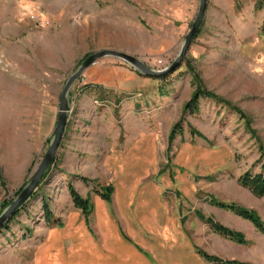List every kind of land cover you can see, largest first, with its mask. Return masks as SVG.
<instances>
[{
  "label": "rangeland",
  "instance_id": "1",
  "mask_svg": "<svg viewBox=\"0 0 264 264\" xmlns=\"http://www.w3.org/2000/svg\"><path fill=\"white\" fill-rule=\"evenodd\" d=\"M198 7L199 0H0V214L41 162L62 89L83 60L109 50L163 70L176 60ZM162 76L145 77L105 57L73 83L52 170L0 229V264H38L36 245L50 230L73 218L90 225L98 199L113 205L117 168L121 177L145 171L143 179L168 180L164 197L191 220L212 218L219 201L254 210L264 224V199L237 182L258 172L264 149V5L208 0L182 63ZM199 86L217 99L202 98L196 113H183ZM138 131L153 145L142 139L127 156ZM69 187L87 200V215L74 207ZM107 188L104 201L98 193ZM44 204L57 224L45 222ZM234 216L253 228L233 230L245 239L237 244L254 243L261 233ZM249 253L246 264H264Z\"/></svg>",
  "mask_w": 264,
  "mask_h": 264
},
{
  "label": "crops",
  "instance_id": "2",
  "mask_svg": "<svg viewBox=\"0 0 264 264\" xmlns=\"http://www.w3.org/2000/svg\"><path fill=\"white\" fill-rule=\"evenodd\" d=\"M132 138L127 156L142 139L148 140L150 149L154 141L141 136V131ZM120 169L113 205L98 199L90 225L73 218L64 229L50 230L45 242L36 245L38 264H215L206 261L199 250L223 261L241 258L250 262L249 251L264 257L263 235L256 234V241L245 246L227 240L166 200L168 180L143 179L145 171L136 178H123ZM210 214L232 230L251 228L229 211L212 208Z\"/></svg>",
  "mask_w": 264,
  "mask_h": 264
},
{
  "label": "water",
  "instance_id": "3",
  "mask_svg": "<svg viewBox=\"0 0 264 264\" xmlns=\"http://www.w3.org/2000/svg\"><path fill=\"white\" fill-rule=\"evenodd\" d=\"M208 0H199V7L197 15L194 22L191 25L189 33L186 35L184 42L181 46L179 54L176 60L167 68L163 70H153L149 68L145 63L140 61L134 56L120 53L117 51H101L93 53L87 56L80 67L74 72L72 76L66 81L59 99V110L57 115V120L55 123L53 136L50 141V144L39 163L37 169L30 177L28 183L22 188L21 192L17 197L9 203V205L1 212L0 214V229L8 224L10 219L15 215L17 210H19L26 202L30 199L33 193L36 192L38 186L40 185L43 176L45 175L48 168L55 162L57 151L61 144V140L64 135V130L68 121L69 105H68V93L73 85V83L82 75V73L89 68L91 65L95 64L96 61L105 57H112L122 61L124 64L129 66L134 72L145 77H159L164 75L167 72L173 71L176 69L183 61L184 56L186 55L189 46L196 36L201 23L204 19V15L207 9Z\"/></svg>",
  "mask_w": 264,
  "mask_h": 264
},
{
  "label": "trees",
  "instance_id": "4",
  "mask_svg": "<svg viewBox=\"0 0 264 264\" xmlns=\"http://www.w3.org/2000/svg\"><path fill=\"white\" fill-rule=\"evenodd\" d=\"M258 2L260 3V5H264V0H258ZM164 77L165 76H159L158 79L162 80V79H164ZM202 98H210L213 100L217 99V97H215V95H213L212 93L206 91L205 89H203L199 86L198 88L195 89L194 93L192 94L190 101L184 106L183 113H187L188 115H192V114L196 113L198 111L199 101ZM177 127H178V124H176L173 127V129L170 133V136H169L170 140H172V138L174 137L175 129ZM53 164L48 168L45 175L43 176V179L46 178L47 175L51 172ZM254 166H256V167L258 166V172L246 171L243 175H241L238 178L237 182L242 188L248 190L256 198L264 199V149L263 148H259V158L257 159ZM21 190H22V188L18 191V193H20ZM69 193H70V197L72 199V203H73L74 207L81 210L84 215H87V213H88V202H87V200L82 199L73 190V188L69 187ZM98 194L104 201H109L110 195H111V188H107V190L105 192H100ZM33 197H35V193H33V195L30 197V199H32ZM9 203L10 202H7L2 207L5 208L7 205H9ZM212 204H214L216 207H218L220 209L229 211V212L233 213L234 215L241 217L244 220H248L249 222H251L256 227V229L261 234L264 235V224L260 220V217L257 215V213L254 210L244 208V207L237 205L235 203H224V202H219V201H213ZM263 204H264V201H263ZM23 207H24V205L19 210H17V212L15 213L13 218L18 215V213L21 211V209H23ZM43 207H44V218H45V222L47 223V225L57 224L58 221L53 219V216H52L51 212H49V209H48L49 207L47 206V204H44ZM199 217H200V219H202L204 222H206L209 225L210 229L214 233L221 235L224 238H226L230 241H233L235 243H238V244L245 243V239L241 233L233 231V230L223 226L222 224L215 222L210 217L205 218L202 215H200ZM198 253L206 261H211V262H214L215 264H246V263L237 262V261H223L219 258L209 256L200 250L198 251Z\"/></svg>",
  "mask_w": 264,
  "mask_h": 264
},
{
  "label": "bare ground",
  "instance_id": "5",
  "mask_svg": "<svg viewBox=\"0 0 264 264\" xmlns=\"http://www.w3.org/2000/svg\"><path fill=\"white\" fill-rule=\"evenodd\" d=\"M121 170V173H122V169H120ZM123 177H125V176H123Z\"/></svg>",
  "mask_w": 264,
  "mask_h": 264
}]
</instances>
